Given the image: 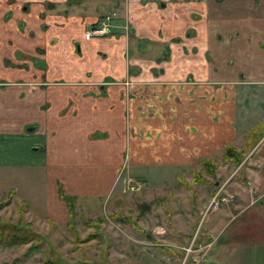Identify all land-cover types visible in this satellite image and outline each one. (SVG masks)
Listing matches in <instances>:
<instances>
[{
	"label": "crops",
	"instance_id": "1",
	"mask_svg": "<svg viewBox=\"0 0 264 264\" xmlns=\"http://www.w3.org/2000/svg\"><path fill=\"white\" fill-rule=\"evenodd\" d=\"M44 1L34 3L29 13L13 14L6 24L13 29L8 36L2 33L6 29L0 21L3 40L12 39L21 44L22 29L16 31L15 27L16 19L22 20L27 29L35 32L32 46L45 47L44 54L50 58L47 73L34 83L0 87V167L35 168L45 175L51 191L47 196V204L51 202V206L46 210L49 220L64 221L69 217L68 206L58 194L60 184L77 200L84 195L108 198L118 194L119 188H127L128 180L135 176L142 177L145 187L156 186L154 184L165 182L166 171L178 168L179 174L181 168L198 165L201 158L221 156L224 147L237 136L242 103H255L256 108H264V94H260L264 90V0H119L121 19L129 17L133 24L131 36L139 40L137 46L141 51L137 53L148 52L141 40L170 43L173 37L183 36L188 28L193 29L191 42L201 41L203 48L205 65L199 69L190 65L194 73L204 70L203 76L195 78L191 72L189 79L183 77L163 83L159 77L169 70L176 49L172 53L168 51L160 62L156 60L161 57L159 54L154 58L147 54L133 57L132 65H146L151 78L157 81L145 75L148 83L141 86L140 99L128 95L122 81L112 78L124 75L122 60L119 65L98 73L97 79H94L96 70L92 65H82L76 71L82 78H74L72 66L62 55L53 50V60L51 49H47L50 40L60 38L65 40V47L75 49L76 43L80 45L76 56L82 57V49L84 54L90 50L92 64L102 63L99 56L102 48L97 42L107 43L110 38L84 40L89 43L86 45L81 40L80 26L70 23L80 20L90 24L105 13L104 10L96 8L93 17L76 16L67 23L63 17L40 18L46 10ZM11 10L15 11L16 6ZM44 22L49 26L43 32L41 23ZM110 40H114V44L108 43L114 47L110 53L114 57L123 54L125 37ZM196 51L199 48L196 47ZM32 69L39 70L36 66ZM22 70H18L21 77ZM226 70L237 74L235 83L225 77ZM259 111H255L253 120L264 119V110ZM248 130L245 127L240 133ZM228 180L224 183H229ZM235 183L243 189V183ZM7 192H12L16 198L18 190L13 187ZM221 194L218 198L225 199ZM238 194L241 196L243 192L235 191L232 198ZM213 197L204 211L209 209ZM22 202L32 208L28 201ZM250 203L239 202L233 208H225L228 203L224 202L215 209L219 212H210L206 235L216 244L211 262L264 264V256L254 258L242 253L246 246L264 244V206L256 208ZM253 214L263 225L255 234L249 224ZM235 220L237 222L232 223ZM46 237L49 238V234Z\"/></svg>",
	"mask_w": 264,
	"mask_h": 264
},
{
	"label": "rangeland",
	"instance_id": "2",
	"mask_svg": "<svg viewBox=\"0 0 264 264\" xmlns=\"http://www.w3.org/2000/svg\"><path fill=\"white\" fill-rule=\"evenodd\" d=\"M38 1L40 0H0V21L2 28L6 29V31L2 30L4 36H8V32L13 30L6 26L13 14L17 15L22 12L20 7L24 4L29 5L30 9L22 13H29L34 8V3ZM115 1L118 2V5L113 4L114 0H54L51 5L45 0L46 3L43 4L46 10L40 14V18L52 15L63 17L67 23H70L69 19L72 17L80 16L84 19L93 17L96 8L100 11L102 6L107 8V12L111 10L121 12L122 5H119V0ZM13 6H16L17 12L11 10ZM3 17L4 21H2ZM127 20L130 23L129 17ZM16 22L15 30L22 29V33L19 34L22 38L21 44L12 39L6 42L0 35V82L4 83V85H0L1 88L11 87L15 84L20 85L19 83H34L35 79L44 77V75L41 76L44 70L32 69L33 64L40 62L49 65L50 62L49 56L44 54L45 47L40 50L39 45L36 48L32 46L36 40L35 32L27 29L28 26L26 27L22 20L16 19ZM75 22L70 24L80 26L81 40H90L86 39L83 34V30L89 25L88 22L80 20ZM55 23L60 24L61 22L56 21ZM131 35L129 33L125 38L123 54H115V57L110 53L114 47L108 44L109 42L114 44V40H110L112 38L107 39V43L97 42L102 48L99 49L102 63L96 62L95 64L94 62L92 64L93 53L90 50H87L85 54L84 49L81 50L83 58L76 56L75 49L68 45L65 47V40L60 38L59 41L57 39L50 40L47 49H51L49 53L53 55V60L55 59L53 50H56L59 56L62 55V58L72 66L74 78H82L80 73H76L82 65H92L96 70L94 79H97L98 73L102 74L103 71L114 67L115 64L119 65L122 60L124 75H115L112 78L118 82L122 81L128 95L133 94V97L140 99L143 96L141 86L148 83V77L153 82L156 80L151 78L149 67L146 65L142 66L140 63L132 65L133 57H142L147 54L154 58L159 54L162 58H166L164 53L166 49L168 50L166 45L169 41L141 40L146 44L148 52L143 50L142 53H137L141 51L137 46L139 40ZM173 41H170V46ZM184 42L188 50H180L178 44L173 45L174 49L180 51L179 55L177 51H173V61L169 64V70L166 69L161 73L160 83L183 77L189 79L188 75L191 72L195 78L201 77L205 73L204 70L197 71V73L190 70V65L196 66L198 69L205 65L201 52L203 50L200 45L201 41L191 42L189 38ZM84 43L89 45L86 41ZM37 44L40 42L37 41ZM194 46L199 48L198 52L193 53ZM76 54L78 55V53ZM177 59L181 60V65H184L185 68L180 65V60L177 61ZM20 60H22L20 65L26 64L24 67L18 65L17 62ZM52 63L54 64V61ZM15 66H20V68ZM20 69H23V77L18 71ZM146 74L148 77L145 76ZM223 74L226 78L231 79L232 83L237 81L238 77L235 72L226 70ZM87 75L89 76V73ZM90 78L92 77L90 76ZM90 83L86 82V84ZM260 94L263 95L264 90ZM241 105L243 109L238 117L237 136L229 142V145L240 151V160L237 162H232L230 158L218 154L210 159L212 166H209L208 170L209 168L213 170L211 176L208 175V170H203L199 163L193 168H181L179 174L178 168L164 172L165 182H159L150 188L143 184L138 191H130L128 188L122 187V189L119 188L118 194H113L108 198L79 196L80 198L75 201V212L64 221L49 220V217L46 216V210L51 206V202L47 204V196L51 191L48 188L45 175L40 170L22 166L0 167V225L21 227L19 233L27 229L39 236L46 237L49 234L48 240L36 239V241L24 244L10 245L8 244L10 238L3 232L0 235V264H42L45 260H54V258L67 264L77 262L82 264H215L211 262L210 257L216 244L210 241L211 238L206 235L205 229L208 218L211 216L210 212L214 213L215 211L214 214L219 212L215 209L222 206L221 204L224 202L228 203L225 208H233L239 202L243 205L251 202L250 204L256 208L264 206V133L254 145L248 146L246 143L247 134L259 122L258 119L253 120V115L257 114L255 111L264 110V108H256L255 103H242ZM245 127H248L249 130L240 133ZM246 146L248 147L245 149ZM30 149H33V146H30ZM228 177L230 180L227 179ZM133 179L143 181L142 177L135 176ZM227 180L229 183L225 184L224 182ZM233 181L243 183V189ZM13 187L18 190L16 198L7 192ZM235 191L243 192V194L235 195L236 197L232 198ZM214 194H221L225 199L218 198L216 208L214 205L213 207L208 206L209 209L204 211L206 204ZM23 200L28 201L32 208L22 202ZM40 212H43L46 217L40 215ZM206 215L208 216L206 217ZM258 218L256 214L249 218L250 228L254 230V234L263 226ZM235 222L237 220L232 223ZM247 233L248 231H246ZM39 241H42V244ZM38 242V250L28 252L30 244ZM207 243L211 245L205 246ZM242 253L254 258L263 257L264 244L246 246ZM174 254L180 255V258L178 259Z\"/></svg>",
	"mask_w": 264,
	"mask_h": 264
},
{
	"label": "trees",
	"instance_id": "3",
	"mask_svg": "<svg viewBox=\"0 0 264 264\" xmlns=\"http://www.w3.org/2000/svg\"><path fill=\"white\" fill-rule=\"evenodd\" d=\"M264 133V121L259 122L258 124H256L252 130L247 134L246 140H247V144L248 146L250 145H254L257 140L262 136V134ZM246 146L245 149L248 147ZM223 155L226 158H230L232 162H237L238 160H240V151L235 149L234 147H232L231 145H226L224 147L223 150ZM202 166L203 170H208L210 165V158L208 157H204L200 159L199 162ZM208 175H213V170L211 168H209V170L207 171ZM12 195V192L10 193ZM58 194L59 197L64 200L68 206V213H69V217L70 214L72 215L75 212V201L77 200V198L71 194H68L65 192V190L63 189L62 185L60 184L58 187ZM21 227L18 228L15 225L14 226H8V225H0V235L5 232L6 235L10 238L8 240V244L12 245V244H24V243H28L30 241H36V239H44V240H48L47 237L45 236H39L36 233H33L29 230L26 231H22V233H19ZM39 236V237H38ZM42 244V241H39ZM39 242L36 244H30L29 248H28V252H33L35 250H38L39 248ZM34 243V242H33ZM174 256L180 257V255H176L174 254ZM42 264H67L64 263L62 261H58L54 258V260L51 259H47L45 260ZM73 264H82V263H73Z\"/></svg>",
	"mask_w": 264,
	"mask_h": 264
},
{
	"label": "flooded vegetation",
	"instance_id": "4",
	"mask_svg": "<svg viewBox=\"0 0 264 264\" xmlns=\"http://www.w3.org/2000/svg\"><path fill=\"white\" fill-rule=\"evenodd\" d=\"M147 1H149V0H146L145 2H147ZM164 1H166V0H164ZM164 1H162V3ZM47 3L49 5H51L53 2L52 3L51 2H47ZM113 4L114 5H117L118 2H116L114 0ZM149 4L150 3H148L146 5V7H148ZM102 7H105V6H102ZM20 9H21L22 12H27V11H29L30 8H29V5H25L24 4V5H22V7H20ZM103 10H104L105 13H103L102 15H100L99 17H97V19H95L92 23H90L89 25H87V27L83 30V34L89 28L100 25L101 22H102V20L104 19V17L106 18V22L109 23V26H110L109 32L108 33H104V34H100V35H97V36H92V37H90V40H93V39H101V38H118L120 36L121 37L124 36L126 38V36L129 35V33L131 34L132 27H131V24L128 22L127 17L125 18V20H122L121 19V16H120V12L118 10H111V11H108L107 12V8L106 7L105 8H102V11ZM97 11H99V10L97 9ZM22 12H19L18 15L21 16V13ZM107 17H108V19H107ZM120 21L122 23H119ZM48 26H49V24H46V23L43 24V23H41V29H42V31L47 30V27ZM192 30H193L192 28H188L187 31L185 32V34L183 36H175V37H173L172 40H174V41L171 42V46H170V43H168L166 45L168 47V50L166 49V51L164 53V56H167L168 55V51L172 53V51L174 50V48H173V45L174 44H178V47H179L180 50H182V49H186L187 50L188 47L185 46V42L184 41L187 40V39L189 40V38L192 36V33H193ZM86 41H88V40H86ZM75 47H76L75 48L76 53L79 54V52H80V45L76 43ZM38 48L40 49L42 47L41 46L40 47L38 46ZM40 50H42V49H40ZM195 51H196V46L193 47V52H195ZM163 59H165V58L158 57L157 58V61L160 62V60H163ZM7 61H8V59H7ZM17 63H19L18 65H20L22 63V60H20ZM24 65H26V64H23V65H20V66L24 67ZM42 65H45V66H42ZM20 66H15V67L18 68ZM33 66H36L38 69L44 70V72H42L41 76H43L45 73H47L46 72V69H48V67H49V65L47 63L41 64L40 62L39 63H34ZM107 81H110V80H107ZM109 83H112V82H109ZM0 84L1 85H4V83H1V82H0ZM262 121H264V119H262ZM259 122H261V120ZM258 123H256V124H258Z\"/></svg>",
	"mask_w": 264,
	"mask_h": 264
},
{
	"label": "built area",
	"instance_id": "5",
	"mask_svg": "<svg viewBox=\"0 0 264 264\" xmlns=\"http://www.w3.org/2000/svg\"><path fill=\"white\" fill-rule=\"evenodd\" d=\"M109 30H110L109 23L106 22V18L104 17L100 25L89 28L87 31L84 32V36L86 39H90V37L92 36L108 33ZM142 184L144 185L143 182L130 178L127 182V188L130 191H136L139 190ZM217 199H218V194H215L214 197L212 198L209 207L211 206L213 207L214 205V208H216V206L218 205V201H216Z\"/></svg>",
	"mask_w": 264,
	"mask_h": 264
},
{
	"label": "water",
	"instance_id": "6",
	"mask_svg": "<svg viewBox=\"0 0 264 264\" xmlns=\"http://www.w3.org/2000/svg\"><path fill=\"white\" fill-rule=\"evenodd\" d=\"M36 148V147H35ZM214 263V262H213ZM216 264V263H215Z\"/></svg>",
	"mask_w": 264,
	"mask_h": 264
}]
</instances>
